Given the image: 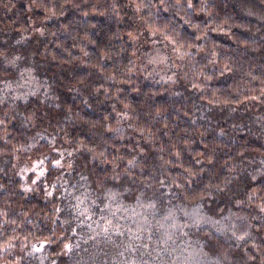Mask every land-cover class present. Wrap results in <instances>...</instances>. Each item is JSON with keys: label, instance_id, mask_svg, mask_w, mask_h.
Wrapping results in <instances>:
<instances>
[{"label": "trees", "instance_id": "16d2710c", "mask_svg": "<svg viewBox=\"0 0 264 264\" xmlns=\"http://www.w3.org/2000/svg\"><path fill=\"white\" fill-rule=\"evenodd\" d=\"M240 2L0 0V264H264V0Z\"/></svg>", "mask_w": 264, "mask_h": 264}, {"label": "rangeland", "instance_id": "374dc122", "mask_svg": "<svg viewBox=\"0 0 264 264\" xmlns=\"http://www.w3.org/2000/svg\"><path fill=\"white\" fill-rule=\"evenodd\" d=\"M235 1V3L238 5H241V2H240V0H234ZM245 8V7H244ZM246 15H251V16H258V13H257V11H255L254 9H252V8H250V7H246L245 9H244V11H243ZM148 38L145 36V35H143V36H141L140 38H139V40L137 41V43H138V47L141 49V47H144L145 45L147 46V44H148V40H147ZM151 49L150 50H153L154 48H152V46H149ZM157 55V58L151 63V66H152V68L153 69H156V70H158L159 68H164V65L166 64V63H164V56L161 54V55H159L158 56V54H156ZM18 56V55H17ZM18 60H19V56H18ZM17 60V57H14V60L12 61V62H14V61H18ZM156 60H158V63L156 62ZM155 74V73H154ZM151 75V77H152V74H150ZM1 264H5V263H1Z\"/></svg>", "mask_w": 264, "mask_h": 264}]
</instances>
